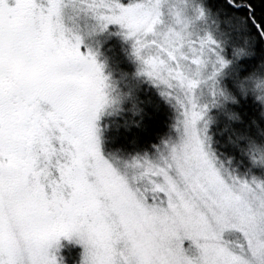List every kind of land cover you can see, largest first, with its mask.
<instances>
[{"label":"rangeland","instance_id":"374dc122","mask_svg":"<svg viewBox=\"0 0 264 264\" xmlns=\"http://www.w3.org/2000/svg\"><path fill=\"white\" fill-rule=\"evenodd\" d=\"M68 4L62 17L66 37L73 41L79 37L82 51L91 52L106 78L107 103L95 121L99 154L123 192L118 195L109 178L98 190L97 200L107 208V222L115 226L114 238L129 233L115 249L117 264H128L127 249L133 244L136 255L154 261L163 258L169 264H264V175L238 172L218 157L210 136L212 119L214 124H223L225 117H235L231 87L246 82L234 76L241 54L227 56L225 27L199 0H68ZM117 4L135 13V28L118 23L102 26L97 17L118 15ZM111 39L134 63L133 77L141 76L155 87L174 112L168 138L149 152L127 158L105 154L101 148L103 120L122 108L124 98L118 79L108 69L109 50L103 51ZM253 81L252 90L264 110V77ZM242 88L248 90L246 85ZM193 112L202 115L196 121L195 138H190L184 121ZM49 130L62 148L46 156L35 155L33 183L46 196L64 184L62 195L68 199L70 177L57 174L64 171L75 176L80 170L70 138L72 121L61 117L55 129ZM248 145L252 155L253 146ZM57 151L63 158L54 159ZM250 160L264 172V150ZM82 163L89 184H94V161ZM72 246L78 248L73 264H81L84 247L75 235L61 236L50 248L56 264H68L66 248Z\"/></svg>","mask_w":264,"mask_h":264},{"label":"snow or ice","instance_id":"6c2138e0","mask_svg":"<svg viewBox=\"0 0 264 264\" xmlns=\"http://www.w3.org/2000/svg\"><path fill=\"white\" fill-rule=\"evenodd\" d=\"M68 6V0H0V264H56L50 248L61 236L73 235L84 247L81 264H117L115 249L129 238L127 232L114 238L107 208L97 200L109 178L118 195L123 187L99 154L95 121L107 103L106 78L91 52L82 51L79 37H66L62 17ZM115 8L118 15L97 17L102 26L135 28V13ZM249 19L264 36V23ZM201 115L193 112L184 121L190 138ZM61 117L72 121L74 161L80 166L75 176L57 174L70 177L68 199L62 195L64 184L46 196L33 183L35 155L62 148L49 130ZM61 158L57 151L54 159ZM90 159L94 184L83 170L82 162ZM135 247L127 249L128 264H169L136 255Z\"/></svg>","mask_w":264,"mask_h":264},{"label":"trees","instance_id":"16d2710c","mask_svg":"<svg viewBox=\"0 0 264 264\" xmlns=\"http://www.w3.org/2000/svg\"><path fill=\"white\" fill-rule=\"evenodd\" d=\"M199 1L225 27L228 43L224 41L223 45L227 56L236 58L237 53L241 54L236 59L234 76L240 81L246 79L242 85L248 89L244 91L241 84L231 87L235 96L232 106L235 117H225L223 124H214L212 119V147L218 157L226 163L230 162L238 172L264 175L263 170L250 160L255 152L264 150L263 105L252 90L253 79L264 77V36L257 32L253 21L249 19L254 16L264 23V0ZM98 47L101 50L102 47ZM108 50V69L118 79L124 98L122 108L103 120L101 148L105 154L125 158L149 152L172 134L174 112L155 87L141 76L137 79L133 77L134 63L129 56L124 57L125 52L116 40L111 39L103 46V51ZM249 142L253 146L252 155L247 152ZM247 168L251 170L247 172ZM66 249V263H75L78 248L72 246Z\"/></svg>","mask_w":264,"mask_h":264},{"label":"clouds","instance_id":"9594fccd","mask_svg":"<svg viewBox=\"0 0 264 264\" xmlns=\"http://www.w3.org/2000/svg\"><path fill=\"white\" fill-rule=\"evenodd\" d=\"M167 42V41H166Z\"/></svg>","mask_w":264,"mask_h":264}]
</instances>
